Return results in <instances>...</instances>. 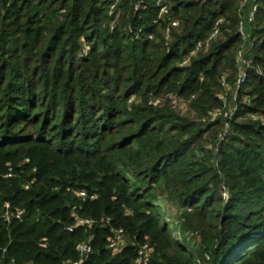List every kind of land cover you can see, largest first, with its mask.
Listing matches in <instances>:
<instances>
[{
	"label": "trees",
	"instance_id": "trees-1",
	"mask_svg": "<svg viewBox=\"0 0 264 264\" xmlns=\"http://www.w3.org/2000/svg\"><path fill=\"white\" fill-rule=\"evenodd\" d=\"M240 2L0 0V264H62L81 242L82 264H133L144 242L150 264H264V0L252 22ZM240 22L250 64L233 101L220 80L234 88ZM7 203L20 221L2 220ZM74 215L93 225L69 232ZM117 229L129 244L113 254Z\"/></svg>",
	"mask_w": 264,
	"mask_h": 264
},
{
	"label": "built area",
	"instance_id": "built-area-1",
	"mask_svg": "<svg viewBox=\"0 0 264 264\" xmlns=\"http://www.w3.org/2000/svg\"><path fill=\"white\" fill-rule=\"evenodd\" d=\"M253 3V0H241L240 2V7H239V11L242 13L245 9L249 10L248 13V22H252V20L254 19L255 16V12H256V6ZM220 24H222V19H218L214 25H213V29L210 32V34L208 35V37L203 40V41H199L195 44L193 51L190 53V56H195L197 53L201 52V51H205L209 48L210 44L219 36V26ZM237 33L239 34L240 40H241V45H239L238 51H237V65H238V77L235 81L234 84V88L231 89L230 87H228L225 83V76H223L220 80V85L223 89H225L227 92L230 93L231 98L233 101H235L237 99L238 96V90L239 88L244 85L246 83V69L249 67V61H247L244 58V54L246 51V34L245 31L243 29V23L240 22L238 25V29H237ZM186 61L183 63L184 65H186ZM168 101L169 104L172 108H175L177 106V102L179 101L177 97L175 96H168ZM220 100L222 101V105L223 107H226V96H224V94H222L220 96ZM150 105H157L159 104V100L154 101V102H150ZM234 112V109H229L228 111H220V110H215L212 113V117L216 116L218 117L219 115H221L224 119H229L232 114ZM214 118V117H213ZM255 119V118H254ZM228 131V127L227 125H225L223 134H219L218 139L219 140H223L225 134H227ZM12 175L9 173L8 175H6V178H10ZM29 188L28 185L24 186V189L27 190ZM77 197L78 199H85L87 197L86 193L84 191H80L77 193ZM224 197L225 199H227V194L224 193ZM91 199H95V196L90 197ZM23 212L21 210L16 211L15 213H11L10 212V205L7 203L5 205V211L2 215V220L5 221L6 223H10V221L12 219L20 221L21 217H22ZM75 217V215H74ZM108 220L105 221V224H108ZM91 225H93V221L87 220V219H81V218H77L75 217V225L74 227L68 228L67 230L69 232L72 231L73 228H77V227H90ZM128 245L127 243V235L125 233V231L123 229H117L113 231V235L107 245V248L109 250H111V252L113 254H118L120 252L123 251V249ZM41 248H46V242L45 241H41L40 245ZM76 254L78 255V259L76 260H66L64 261L62 264H82L84 258L89 255L91 253V246L88 242H81L75 245L74 248ZM152 252L153 249L150 246V244L148 242H144L143 244L138 245L137 250H136V259L134 261L133 264H150L151 261V257H152ZM10 264H16L13 261H11Z\"/></svg>",
	"mask_w": 264,
	"mask_h": 264
},
{
	"label": "rangeland",
	"instance_id": "rangeland-1",
	"mask_svg": "<svg viewBox=\"0 0 264 264\" xmlns=\"http://www.w3.org/2000/svg\"><path fill=\"white\" fill-rule=\"evenodd\" d=\"M224 96H226L225 93H223ZM168 100V98H166ZM165 99H162L160 102L162 104V102L164 101ZM179 101L177 102V106L174 108V110L179 113L181 116L183 117H187L189 119H194V116L192 113L189 112L188 110V103L186 101H184L183 99H178ZM131 102V100H130ZM170 105V104H169ZM214 118L216 116H213ZM206 138V143L209 144V140L207 139L208 138V135L205 136ZM207 146L209 147L210 145ZM158 202L157 204L159 205V208H161V212L162 214H165V221L166 223L169 225L170 229L173 231V233H175V222H174V219H178L180 217V213L181 211L176 207V205L174 203H172L171 201H169L166 197H164L163 195H160L158 196ZM189 236L191 237V240H190V244H197L196 241H198L195 237V234L192 235V234H189ZM179 241L182 240L181 236L179 235V233L175 236ZM127 243L129 244V237L127 236ZM193 246H190V249L193 250Z\"/></svg>",
	"mask_w": 264,
	"mask_h": 264
}]
</instances>
